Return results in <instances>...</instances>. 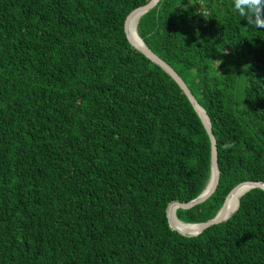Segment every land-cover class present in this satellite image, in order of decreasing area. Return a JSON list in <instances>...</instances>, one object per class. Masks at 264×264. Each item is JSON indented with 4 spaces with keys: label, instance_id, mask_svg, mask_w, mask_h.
Here are the masks:
<instances>
[{
    "label": "trees",
    "instance_id": "trees-1",
    "mask_svg": "<svg viewBox=\"0 0 264 264\" xmlns=\"http://www.w3.org/2000/svg\"><path fill=\"white\" fill-rule=\"evenodd\" d=\"M149 0H0V264H264V190L197 235L168 225L210 173V143L178 84L128 41ZM159 0L136 25L205 109L219 180L212 218L264 183V26L232 0ZM206 10V14L202 9ZM234 147L225 150V142Z\"/></svg>",
    "mask_w": 264,
    "mask_h": 264
},
{
    "label": "water",
    "instance_id": "water-1",
    "mask_svg": "<svg viewBox=\"0 0 264 264\" xmlns=\"http://www.w3.org/2000/svg\"><path fill=\"white\" fill-rule=\"evenodd\" d=\"M158 1L159 0H149L146 4L138 6V7L134 8L132 11H130L129 14L125 18L124 31H125V34H126L128 41L130 42V44L134 48H136L138 51L143 53L152 62L159 65L178 84V86L181 88V90L183 91V93L186 95V97L190 101L191 105L193 106L194 110L196 111V113H197L198 117L200 118V120L203 124V127H204V129L208 135V138H209V143H210V173H209V177L206 181L204 188L195 198L191 199L190 201H187V202L171 201V202H169V204L167 205V208H166V216H167L169 227L176 230L177 232H179L182 235L192 236V235H197L198 233H200L202 230L209 227L210 225L225 221L229 217V216L228 217L225 216V214H224V203H225V200L227 199L228 195L231 192H233L234 190L239 189V188H242L243 190L247 191L253 187H258V188H261L262 190H264V183L261 181H243V182H240L239 184H237L236 186H234L228 192V194L226 195L221 207L219 208V210L216 212V214L212 218L207 219L205 221L196 222V223H185L184 222L185 224H188V225H195V231L193 233H185V232L179 231L178 229H176L172 225L171 218H170V211L171 210L176 209L178 207H180V208H191L192 206L203 202L208 196H210L212 194V192L215 190V188L218 184L219 167H218V163H217L216 141H215L214 135H213L212 130H211V122H210L209 116L207 115L205 109L197 102V100L195 99V97L193 96V94L191 93L189 88L187 87L186 83L183 81V79L177 74V72L169 64H167L163 59H161L151 49H149L140 37H139L140 42H137V41L133 40L128 34V31H127L128 19L132 15H139V17H140L143 13H145L148 10H150L151 8H153L157 4Z\"/></svg>",
    "mask_w": 264,
    "mask_h": 264
},
{
    "label": "bare ground",
    "instance_id": "bare-ground-1",
    "mask_svg": "<svg viewBox=\"0 0 264 264\" xmlns=\"http://www.w3.org/2000/svg\"><path fill=\"white\" fill-rule=\"evenodd\" d=\"M139 15H132L127 22V31L129 36L137 41L140 42V38L136 31V25L138 22ZM245 190L242 188L236 189L233 192H231L224 203V214L225 216H230L237 208L238 206V199L239 197L244 193ZM228 207V208H227ZM170 218L172 225L178 229L179 231L185 232V233H193L195 231V225H188L184 222L180 221L176 215H175V209L170 211Z\"/></svg>",
    "mask_w": 264,
    "mask_h": 264
},
{
    "label": "clouds",
    "instance_id": "clouds-1",
    "mask_svg": "<svg viewBox=\"0 0 264 264\" xmlns=\"http://www.w3.org/2000/svg\"><path fill=\"white\" fill-rule=\"evenodd\" d=\"M232 7L241 19L254 26H264V0H232ZM233 142H225V150L233 148Z\"/></svg>",
    "mask_w": 264,
    "mask_h": 264
},
{
    "label": "built area",
    "instance_id": "built-area-1",
    "mask_svg": "<svg viewBox=\"0 0 264 264\" xmlns=\"http://www.w3.org/2000/svg\"><path fill=\"white\" fill-rule=\"evenodd\" d=\"M196 3L198 4L199 7L202 6L201 0H196ZM201 9H202L203 13L206 14V10L204 8H201Z\"/></svg>",
    "mask_w": 264,
    "mask_h": 264
},
{
    "label": "rangeland",
    "instance_id": "rangeland-1",
    "mask_svg": "<svg viewBox=\"0 0 264 264\" xmlns=\"http://www.w3.org/2000/svg\"><path fill=\"white\" fill-rule=\"evenodd\" d=\"M138 20V19H137ZM228 208V207H227Z\"/></svg>",
    "mask_w": 264,
    "mask_h": 264
}]
</instances>
